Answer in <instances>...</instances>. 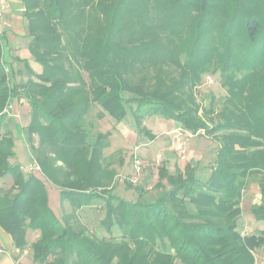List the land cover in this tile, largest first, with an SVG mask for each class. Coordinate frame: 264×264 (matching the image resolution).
Instances as JSON below:
<instances>
[{"label": "trees", "instance_id": "16d2710c", "mask_svg": "<svg viewBox=\"0 0 264 264\" xmlns=\"http://www.w3.org/2000/svg\"><path fill=\"white\" fill-rule=\"evenodd\" d=\"M19 8L28 52L41 71L27 65L37 82L11 84L4 29L0 179L12 183L0 187V227L13 247L22 253L32 231L33 264H256L255 251L264 252V0H19ZM210 72H218L227 94L219 111L209 107L200 116L192 93ZM18 99L26 101L30 119L14 132L26 133L39 175L10 162L14 132L5 109ZM96 106L99 119L116 123L129 108L136 133L149 142L156 135L142 124L147 116L172 120L193 135L202 131L218 147L209 175L198 177L197 166L173 173L161 166L156 199L143 200L138 187L136 201L120 198L104 155L109 134L91 138L86 129ZM250 177L260 193L250 212L263 228L241 235ZM46 184L73 216L101 201L105 235L57 217Z\"/></svg>", "mask_w": 264, "mask_h": 264}, {"label": "rangeland", "instance_id": "374dc122", "mask_svg": "<svg viewBox=\"0 0 264 264\" xmlns=\"http://www.w3.org/2000/svg\"><path fill=\"white\" fill-rule=\"evenodd\" d=\"M12 16L17 22L12 21ZM18 17V18H16ZM26 20L20 16L18 12L9 14L6 18L5 32L13 34L11 42L4 47L5 68L10 74V82L12 85H25L28 80L37 82L34 76L28 72V67L34 72L41 71L40 65L35 63L28 53L29 37L26 31ZM12 27L15 31H13ZM8 34V35H9ZM11 36V35H10ZM6 51V52H5ZM83 81L88 82L87 74L83 70H79ZM193 100L199 105V115L202 116V110L212 107L214 112L220 110L221 105L226 98V90L221 84V78L217 73L204 74L196 87L193 89ZM125 97H130L125 94ZM21 101V102H20ZM13 111L19 115L17 120L21 126L26 127L29 123L30 114L24 99H18L9 103ZM26 105V106H25ZM129 107H132L129 106ZM9 110L8 128L16 131L12 115ZM100 109L94 107L85 117L86 129L89 136L93 138L97 133H108L109 146L104 150L107 161L111 162V167L116 172L114 183V192L120 198L127 201H136L138 193L135 187L141 188L142 199L152 201L160 194V189L155 187L158 181V168L164 166L170 173L175 168L183 171L186 165L197 166V176L205 179L210 172V168L214 165L215 154L217 151V143L203 135L200 131L197 135L177 128L166 130L164 120L158 116H147L142 124L149 132L156 135V140L149 142L143 135L136 133L134 120L131 111H127L124 121L116 123L114 119L105 115L99 119L97 112ZM205 118V117H204ZM18 123V124H19ZM14 135V152L16 153V162L22 166L25 174L30 173L28 168L34 163L33 154L29 149L27 135L24 132L13 133ZM38 139L35 136L33 143L37 145ZM182 142L184 153L177 151V144ZM11 163H16L13 158ZM36 163V162H35ZM38 166V165H37ZM33 174L39 175V171ZM11 178L6 176L0 179V187L7 190L11 186ZM130 183L132 188L127 187ZM165 189L168 185L162 182ZM47 185L49 205L57 217L69 216L72 221L77 220L76 224H82L87 227L93 236L102 237L104 231L99 227V221L103 218V203L94 201L90 206H86L78 211L76 215H72L71 207L67 202L60 203L58 198V190L53 186ZM260 204V193L258 180L250 177L249 184L242 194L241 201V217L238 221V231L241 235L258 234L263 228L261 222L255 221L250 210L253 206ZM258 223V224H256ZM29 241L34 242L37 239V233L30 231ZM29 233V234H30ZM256 264H264V252L262 249L255 251Z\"/></svg>", "mask_w": 264, "mask_h": 264}, {"label": "crops", "instance_id": "0c3cea01", "mask_svg": "<svg viewBox=\"0 0 264 264\" xmlns=\"http://www.w3.org/2000/svg\"><path fill=\"white\" fill-rule=\"evenodd\" d=\"M13 12H18L20 14V16L22 17L21 9L19 8V0H13L12 11L9 12L8 14H6V18L9 14H11ZM16 18H18V17H16ZM11 19H12V21L17 22L13 16ZM5 26H6V21H5ZM12 29H13V31H15L13 27H12ZM8 34H9L8 32L7 33L5 32L6 44L11 42L13 39V34H11V33L9 35ZM26 109L29 113L30 112L29 106H26ZM10 110H12V107ZM13 110H12V113H13L12 115H14L13 119L14 120L18 119L19 115H17V113H15L16 111H13ZM9 115H11V114H9ZM161 119L164 120L163 122L165 124L166 130H171V129L174 130L175 127L180 128L172 120H165L163 118H161ZM15 121L17 123H19L17 120H15ZM15 156H16V153H15ZM15 156H14L13 160L16 162ZM21 168H22V166H21ZM256 224H258V223H256ZM29 233H30V231L27 233V236H26L27 246H26L25 250L22 253H20L17 249H15L13 247L11 237L0 227V264H33L32 258H31V251L29 248V244L31 243V241H29V236L31 235V233L30 234Z\"/></svg>", "mask_w": 264, "mask_h": 264}, {"label": "built area", "instance_id": "2783aa9c", "mask_svg": "<svg viewBox=\"0 0 264 264\" xmlns=\"http://www.w3.org/2000/svg\"><path fill=\"white\" fill-rule=\"evenodd\" d=\"M12 4H13V0H0V35H2V33L4 32L6 14L12 11ZM10 109H11V105L9 104L5 109V112L9 114ZM183 145L184 144L182 142H179L176 146L177 151L181 154L184 153ZM28 171L30 173H33L34 171H39V167L37 166L35 161L32 165H30Z\"/></svg>", "mask_w": 264, "mask_h": 264}]
</instances>
